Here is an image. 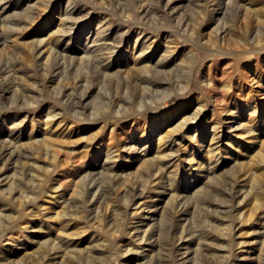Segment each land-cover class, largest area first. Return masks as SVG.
<instances>
[{
  "label": "rangeland",
  "instance_id": "rangeland-1",
  "mask_svg": "<svg viewBox=\"0 0 264 264\" xmlns=\"http://www.w3.org/2000/svg\"><path fill=\"white\" fill-rule=\"evenodd\" d=\"M262 152L264 0H0V264H263Z\"/></svg>",
  "mask_w": 264,
  "mask_h": 264
},
{
  "label": "bare ground",
  "instance_id": "bare-ground-1",
  "mask_svg": "<svg viewBox=\"0 0 264 264\" xmlns=\"http://www.w3.org/2000/svg\"><path fill=\"white\" fill-rule=\"evenodd\" d=\"M137 39H139V38H137ZM142 40V39H141ZM137 41V40H136ZM145 41V40H144ZM142 44V43H141ZM50 45V44H49ZM149 45V44H148ZM52 46V45H51ZM114 46V45H113ZM111 47V46H110ZM147 47V46H146ZM149 47H150V45H149ZM51 50H52V53H53V49H52V47L49 49V52L48 53H51ZM111 50V49H110ZM48 51V50H47ZM111 51H113V50H111ZM142 51H143V49H142ZM83 53H84V51H83ZM71 54V53H70ZM51 55V54H50ZM92 57V55L91 54H88L87 53V56L86 57H84L85 59L86 58H91ZM83 60V58L81 59V61ZM79 61V60H78ZM85 61V60H84ZM79 63V62H78ZM177 71V70H176ZM187 72V71H186ZM176 75V74H175ZM183 75H184V73H183ZM178 76V75H177ZM187 76V75H186ZM186 78V77H185ZM178 83V82H177ZM149 84V83H148ZM155 84V83H154ZM174 85V84H173ZM190 85V84H189ZM18 86V85H17ZM12 87V86H11ZM171 87H172V85H171ZM180 87V86H179ZM178 87V88H179ZM184 87V86H183ZM9 88V87H8ZM177 88V89H178ZM13 89V88H12ZM185 89V88H184ZM183 89V90H184ZM176 90V89H175ZM174 90V91H175ZM147 91V90H146ZM157 93V92H156ZM24 94V93H23ZM168 94V93H167ZM25 95V94H24ZM76 100V99H75ZM198 111V110H197ZM194 116V115H193ZM156 120V119H155ZM154 120V121H155ZM179 122V121H178ZM184 124L185 123H180V125H182V126H184ZM187 124V123H186ZM196 125V124H195ZM158 126V125H157ZM216 126H217V123H214V125H213V128H216ZM179 127V126H178ZM178 129V128H177ZM184 130V129H183ZM213 130V129H212ZM197 131V130H196ZM214 131H215V129H214ZM212 133V132H211ZM149 134V133H148ZM218 135V134H217ZM142 136H140V138H141ZM219 137V136H218ZM198 139V138H197ZM194 140V139H193ZM146 142H149V137L145 140ZM201 142V141H200ZM203 143V142H202ZM190 144V143H189ZM197 144V143H196ZM199 144V143H198ZM211 144V143H210ZM146 143L143 145V148L144 149H146ZM177 147V146H176ZM210 149H211V147H210ZM209 148H208V152H210L209 150H210ZM193 151V150H192ZM219 151V150H218ZM30 152V151H29ZM162 152V151H161ZM175 152V151H174ZM220 153V152H219ZM22 155H25V151H23V150H21V148H19L18 146L16 147V145H15V147L14 148H12L11 150H9V152H7V154H5V156H8V159H10L11 160V158H16V157H21ZM217 155V154H216ZM262 157H264V152H262ZM143 156V155H142ZM147 156V155H146ZM150 156V155H149ZM209 156V155H208ZM154 157V156H153ZM5 158V157H4ZM142 158V157H141ZM143 158H144V156H143ZM6 159V158H5ZM7 159V160H8ZM157 159V158H156ZM155 159V160H156ZM131 160V159H130ZM150 160V159H149ZM149 160H148V162H149ZM161 160V159H160ZM213 160V159H212ZM261 160V159H260ZM201 163V162H200ZM153 164V163H152ZM154 165V169H161V168H163V163L161 164L160 162H158L157 161V164H153ZM194 165V164H193ZM205 166V165H204ZM203 168V167H202ZM154 171V170H153ZM31 172V171H30ZM29 172V173H30ZM91 172V171H90ZM208 172V171H207ZM125 173V172H124ZM175 173V172H174ZM173 173V174H174ZM182 173V172H181ZM110 174H111V172H110ZM158 174V173H157ZM176 174V173H175ZM185 174V173H184ZM187 174V173H186ZM197 174V173H196ZM34 175H36V174H34ZM99 175V174H98ZM179 175H181V174H179ZM210 175V174H209ZM215 176H218V174L216 175L215 174ZM225 176V175H224ZM87 177V176H86ZM146 177V176H145ZM149 176H147L146 178H148ZM219 177V176H218ZM222 177V176H221ZM168 178V177H167ZM183 178V177H182ZM205 178H206V176H205ZM204 178V179H205ZM220 178V177H219ZM221 179V178H220ZM250 179V178H249ZM19 181V180H18ZM213 181V180H212ZM250 181V180H249ZM149 182V181H148ZM191 182V181H190ZM208 182V181H207ZM90 183H91V181H90ZM94 183V182H93ZM104 182H102L101 180H100V182H97V183H95L94 184V186H92V187H94L95 188V190H94V194H96V192H100L101 191V193H102V195L103 194H105V192H107L108 191V189H107V184H103ZM166 183V182H165ZM251 183V182H250ZM254 183H256V182H254ZM166 184H172V180L170 181H168ZM209 184V183H208ZM211 184V183H210ZM231 184L233 185V183L231 182ZM256 184H258V183H256ZM84 185V184H83ZM165 185V184H164ZM212 185V184H211ZM223 184H219V185H217V187H209L208 185H204V184H196V186H195V188L192 190L193 192V194L191 195V197L190 198H188V200H185V202H186V204L188 205H193V207H192V209H193V213H194V216H195V214L196 213H198L199 212V219H197L198 220V227H196V229H193V232L196 234V235H198L199 236V238H201V239H199V240H201L202 241V236L203 235H201V232H203L204 230H202L203 228H205V227H203L202 229H201V217H200V213L201 214H203V216L204 217H210L211 216V213H217V211H219V209H218V207L217 206H222V205H224V204H221V202H226V198H228L227 196H228V194H231L232 193V189H233V186H229V188L228 189H226V188H224L223 186H222ZM226 184H224V186H225ZM249 185V184H248ZM144 187V186H143ZM143 187H142V190H143ZM252 187H253V185H252ZM141 188V187H140ZM145 188H147V187H145ZM168 188V187H167ZM254 188V187H253ZM91 188H88V191L90 190ZM184 189V188H183ZM256 189V188H255ZM133 190V189H132ZM136 190V189H135ZM189 190V189H188ZM248 191L247 192H245V195H248V193H250L251 192V188L250 189H247ZM134 192V191H133ZM131 193V192H130ZM139 193V192H138ZM143 193V192H142ZM184 193V192H183ZM235 193V192H234ZM140 194V193H139ZM174 194V193H173ZM186 194V193H185ZM214 194H215V196H216V199H217V201L218 202H215V200L213 199L215 196H214ZM256 194V193H255ZM26 195V194H25ZM100 195V194H99ZM133 195H135V194H133ZM219 195H221V197H219ZM241 195V194H240ZM245 195L243 196V197H245ZM83 196H85V195H83ZM214 196V197H213ZM254 196V195H253ZM128 198H130V197H128ZM168 198H170V197H168ZM173 198V197H172ZM237 198V197H236ZM238 198H240V197H238ZM254 198H256V197H254ZM179 199V198H178ZM221 199L222 201H219V200ZM249 199V198H248ZM251 199V198H250ZM129 200H131V199H129ZM232 200V199H231ZM98 201V200H97ZM233 201V200H232ZM84 202V201H83ZM92 202H94V200L92 201ZM126 202H128V200H126ZM228 202H230V201H228ZM95 203V202H94ZM101 203V202H100ZM169 203V202H168ZM97 204V203H96ZM167 204V203H166ZM213 204H215L214 206H216V207H213ZM242 204V203H241ZM164 205V204H163ZM188 205V206H189ZM128 206V205H127ZM174 206V205H173ZM231 206V205H230ZM240 206V205H239ZM260 205L258 204V203H256L255 204V207H259ZM172 207V206H171ZM162 208V207H161ZM176 208V207H175ZM174 208V209H175ZM213 208H215V209H213ZM240 208V207H239ZM186 209V208H185ZM227 209V208H226ZM225 209V210H226ZM231 209V208H230ZM233 209V208H232ZM256 209V208H255ZM99 210V209H98ZM177 209H175V211H176ZM188 210V209H187ZM1 211V210H0ZM174 211V210H173ZM2 212V211H1ZM225 212V211H224ZM240 212V211H239ZM161 213V212H160ZM163 213V212H162ZM182 214V213H181ZM123 215V214H122ZM161 215V214H160ZM165 215V214H164ZM168 215V214H167ZM172 215V214H171ZM198 215V214H197ZM221 215V214H220ZM220 215H219V217H220ZM225 215V214H224ZM250 215V214H249ZM97 216V215H96ZM159 216V215H158ZM170 216V215H169ZM177 216V215H176ZM193 216V217H194ZM240 216H241V214H240ZM6 217V216H5ZM119 217V216H118ZM165 216H161V220H159L158 222H160L161 224H160V227L158 228L159 229V232H158V235H159V233H161V230L163 229V225H167V223H168V225L167 226H165V228H167V230L166 231H170L171 230V221L169 220V222H167V223H164L165 222V218H164ZM171 217V216H170ZM192 217V218H193ZM196 218V217H195ZM195 218H193V220H195ZM246 218H248V217H246ZM191 219V218H190ZM215 219V218H214ZM220 219V218H219ZM222 219V218H221ZM245 219V218H244ZM211 220H213V219H211ZM218 221V220H217ZM216 221V222H217ZM156 222V221H155ZM158 222H157V224H158ZM197 222V221H196ZM7 223V222H6ZM232 223V222H231ZM157 224H155V225H157ZM217 224H218V222H217ZM222 224V223H221ZM220 224V225H221ZM3 225H5V224H3ZM154 225V224H153ZM211 226H213L212 225V222H211V224H210ZM219 225V226H220ZM224 225H225V223H224ZM150 226V225H149ZM205 226V225H204ZM211 226H209V227H211ZM42 227V226H41ZM182 228H181V230H180V238H183L184 236L182 235V233L184 234V231L186 230V225L185 224H183V226H181ZM151 228V227H150ZM179 228H180V226H179ZM212 229H213V227H211ZM264 228V227H263ZM152 229V228H151ZM154 229V228H153ZM156 229V228H155ZM169 229V230H168ZM207 229V228H206ZM205 229V230H206ZM212 229H210V230H212ZM241 229V228H240ZM145 230V229H144ZM157 230V229H156ZM155 230V231H156ZM178 230V229H177ZM208 230V229H207ZM206 230V231H207ZM147 231V230H146ZM146 231L141 235V239L142 240H144V239H146L147 240V238H150V237H153L152 236V234H151V236L149 235H147V233H146ZM214 231H216V230H214ZM219 231H221V233L222 234H228V230L227 229H225V228H222V226H221V229L219 230ZM150 232V231H149ZM210 232V231H209ZM154 233V232H153ZM187 233V232H186ZM189 233V232H188ZM213 233V232H212ZM217 233V232H216ZM138 234V233H137ZM155 234V233H154ZM169 234V233H168ZM215 234V233H214ZM262 234H264V233H262ZM3 235V234H2ZM157 235V234H156ZM186 235V234H185ZM206 236H207V234H205ZM1 236V235H0ZM155 236V235H154ZM162 236V235H161ZM211 236V235H210ZM261 236V235H260ZM264 236V235H263ZM166 237V236H165ZM164 237V238H165ZM204 237V236H203ZM212 237V236H211ZM215 237H216V235H215ZM50 238V237H49ZM198 238V237H197ZM210 238V237H209ZM213 238V241L214 240H216V239H214V237H212ZM217 238H220V237H217ZM204 239V238H203ZM258 239V238H257ZM51 240V239H50ZM54 240V239H53ZM140 239H138V241H139ZM154 240V239H153ZM205 240V242H206V238L204 239ZM208 240V239H207ZM211 240V239H210ZM209 240V241H210ZM191 241V240H190ZM208 241V242H209ZM212 241V242H213ZM211 242V243H212ZM217 242V241H216ZM39 243V242H38ZM107 243V242H106ZM198 243V242H197ZM207 243V242H206ZM206 243H204V244H206ZM215 243V242H214ZM258 243V242H257ZM219 244V243H218ZM104 245V244H103ZM114 244H112V246H113ZM204 246H207V244L206 245H204ZM203 246V247H204ZM213 246V245H212ZM211 246V247H212ZM223 246H224V244H223ZM222 246V247H223ZM229 246V245H228ZM48 247V246H47ZM55 248V247H58V245L56 244V243H53V245H52V248ZM95 247V246H94ZM97 247V246H96ZM101 247V246H100ZM104 247V246H103ZM107 247V246H106ZM186 248H185V250H184V253L188 250V248L190 247V246H185ZM210 247V246H209ZM258 247V246H257ZM129 248H130V246H129ZM128 248V249H129ZM162 248H164V245H160L159 246V249L157 250V254H152L151 256H149L150 258H148V259H145L143 262H142V264H164V262H163V260H166V256L164 255V254H162L161 253V250H162ZM168 248V247H167ZM179 248V247H178ZM216 248V247H215ZM214 248V249H215ZM221 248V247H220ZM226 248V247H225ZM50 249H51V247H50ZM56 249V248H55ZM76 249V248H75ZM98 249V248H97ZM114 249V248H113ZM116 249V248H115ZM166 249V248H165ZM169 249V248H168ZM180 249V248H179ZM178 249V250H179ZM78 250V249H77ZM104 250V248L102 249V251ZM126 250V249H125ZM142 250V249H141ZM226 250H227V248H226ZM74 250H72L70 253H72ZM106 251V250H105ZM140 251V250H139ZM153 251H154V249H153ZM152 251V252H153ZM206 251V250H205ZM209 251H211V250H209ZM224 251V250H223ZM259 251H260V253H259V255L262 253V254H264V238L260 241V246H259ZM67 252V251H66ZM92 252V251H91ZM99 252V251H98ZM96 253V254H98V256H97V258L99 257V253ZM100 252H101V250H100ZM110 252V251H109ZM112 252V251H111ZM115 252V251H114ZM141 252V251H140ZM155 252V251H154ZM195 253H194V257L193 258H191V260H193V262H195L196 264L197 263H199V262H203V252H202V244L199 242V246H198V248L194 251ZM61 253V252H60ZM107 253V252H106ZM113 253V252H112ZM164 253V252H163ZM177 253H178V251H177ZM207 253V252H206ZM216 253V252H215ZM232 253V252H231ZM48 254V253H47ZM65 254V253H64ZM88 254V253H87ZM92 254V253H91ZM111 254V253H110ZM114 255H115V257L118 255L117 253H113ZM139 254V253H138ZM141 254V253H140ZM145 255V257L147 256L148 257V255L146 254V253H144ZM151 254V253H150ZM31 255V254H30ZM90 255V254H89ZM172 255V254H171ZM228 255V254H227ZM67 256H69L68 254H67ZM73 256V255H72ZM84 256H85V254H84ZM173 256V255H172ZM187 256H189V255H187ZM226 256V255H225ZM261 256V255H260ZM264 256V255H263ZM262 256V257H263ZM30 257V256H29ZM62 257V256H61ZM63 257H64V255H63ZM86 257H87V255H86ZM190 257V256H189ZM83 258V257H82ZM92 258H94V257H92ZM100 258V257H99ZM105 258V257H104ZM188 258V257H187ZM215 258V257H214ZM261 258V257H260ZM259 258V259H260ZM264 258V257H263ZM30 259V258H29ZM79 259V258H78ZM90 259V258H89ZM114 259V258H113ZM189 259V258H188ZM210 259V258H209ZM74 260V259H73ZM98 260V259H97ZM179 260V259H178ZM186 260V259H185ZM214 260V259H213ZM217 261L219 260V259H216ZM216 260H215V262H216ZM8 261V260H7ZM89 261H91V260H89ZM167 261H169V260H167ZM259 261V260H258ZM69 262V261H68ZM77 262V261H76ZM96 262V261H95ZM31 263V262H30ZM61 263V262H60ZM67 263V262H66ZM71 263V262H70ZM93 263V262H92ZM140 263V262H139ZM184 263H185V261H184ZM194 263V264H195ZM16 264V263H15ZM62 264V263H61ZM73 264H75V263H73ZM96 264V263H95ZM166 264V263H165ZM193 264V263H192ZM209 264V263H208ZM217 264H218V262H217ZM264 264V263H263Z\"/></svg>",
  "mask_w": 264,
  "mask_h": 264
}]
</instances>
